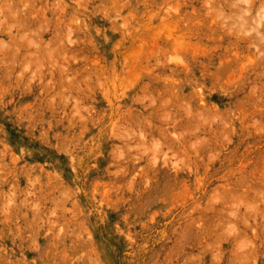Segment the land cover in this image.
Wrapping results in <instances>:
<instances>
[{
    "label": "rangeland",
    "instance_id": "1",
    "mask_svg": "<svg viewBox=\"0 0 264 264\" xmlns=\"http://www.w3.org/2000/svg\"><path fill=\"white\" fill-rule=\"evenodd\" d=\"M0 264H264V0H0Z\"/></svg>",
    "mask_w": 264,
    "mask_h": 264
}]
</instances>
